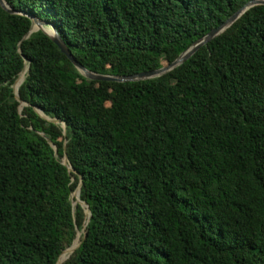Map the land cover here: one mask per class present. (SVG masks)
I'll list each match as a JSON object with an SVG mask.
<instances>
[{
  "label": "trees",
  "instance_id": "1",
  "mask_svg": "<svg viewBox=\"0 0 264 264\" xmlns=\"http://www.w3.org/2000/svg\"><path fill=\"white\" fill-rule=\"evenodd\" d=\"M248 1L5 0L0 264L60 253V264H264V5L140 81L89 80L37 27L24 37L35 16L88 70L131 75L167 65ZM79 175L86 235L60 259L85 221L72 206Z\"/></svg>",
  "mask_w": 264,
  "mask_h": 264
},
{
  "label": "water",
  "instance_id": "2",
  "mask_svg": "<svg viewBox=\"0 0 264 264\" xmlns=\"http://www.w3.org/2000/svg\"><path fill=\"white\" fill-rule=\"evenodd\" d=\"M255 5H264V0H249L247 3H245L243 6H241L237 11H235L233 14H231L221 24H219L215 28L211 29L206 34H204L203 36H201L198 39H196L194 42H192L187 48H185L181 53H179V55L173 61H171L167 65H164L162 67H159V68L153 69V70L137 72V73L131 74V75H108V74H100V73H96V72H92V71L88 70L87 68H85L82 64H80L73 57V55L69 51V48L66 46L64 40L58 34V32L55 29V27L52 24H48V23H46V22H44L42 20L37 19L35 16H29L30 20H31V23H30L29 30L25 34L24 37L26 38L32 33L31 28H32L33 24H36L37 25V30H40L41 32L46 34L52 40V42L55 43V45L58 47L60 52L63 53L70 60V62L80 71V73L84 77L89 79V80H96V81L102 80V81H113V82L140 81V80H146V79L159 77V76L169 72L173 68L177 67L178 65L182 64L200 46L206 44L207 42L212 40L214 37H216L217 35L222 33L234 21H236L240 17V15L243 14L248 8L253 7ZM0 6L4 10L9 12V13H15V11L11 7L8 6V4L5 2V0H0ZM43 25L49 26L51 28L52 33L47 32V30H45L43 28ZM37 30H35V31H37ZM18 51H19V49H18ZM23 59H24V66H23V69L19 72V74L24 70L25 67L27 68V71H28L27 59L25 57H23ZM17 77H16V79H17ZM16 79L12 83L11 87H12V92H13L14 98L19 103L18 111L20 112L22 106L27 104V103L22 101L20 99V97H19L18 87H15ZM35 111L39 114V116L47 119L48 121H51V122L56 123V124H60L61 127H62L63 136L65 137L66 123L64 121H62L60 119H57V118H50V117L46 116L45 114L42 113V111H41V109L39 107H35ZM65 143H66V140L64 139V142H63V156H62L61 162L68 167V170L74 171L72 169L70 163H69V160H68V157H67V154H66V151H65ZM52 147H53V149L55 151V148H56L55 145H52ZM81 184H82V177H81V175H79L78 185H77V187L75 188V190L71 194L72 206L74 207L76 203H79L82 207H84L85 221H84V223L82 225L81 230L80 231L77 230L76 235L78 234V232H80V234H82V238H81V240H79L78 244L73 249V251L80 245L82 239L85 238V235H86L85 225H86V223L88 221V218L90 216V210H89L88 204L85 203L84 201L80 200V198H79ZM60 254H59V256H60ZM59 256H58L57 261H56L55 264H60L61 263V262H59Z\"/></svg>",
  "mask_w": 264,
  "mask_h": 264
},
{
  "label": "bare ground",
  "instance_id": "3",
  "mask_svg": "<svg viewBox=\"0 0 264 264\" xmlns=\"http://www.w3.org/2000/svg\"><path fill=\"white\" fill-rule=\"evenodd\" d=\"M37 27V25H34V27ZM27 68H24V70L19 74L18 78H17V81L15 83V87H18L21 83V81L23 80L24 78V75H25V72H26ZM80 233H78L75 237V241L73 242V244L67 249L64 251V253L61 255L60 259L64 258L67 254H69L77 245V238L79 236Z\"/></svg>",
  "mask_w": 264,
  "mask_h": 264
},
{
  "label": "rangeland",
  "instance_id": "4",
  "mask_svg": "<svg viewBox=\"0 0 264 264\" xmlns=\"http://www.w3.org/2000/svg\"><path fill=\"white\" fill-rule=\"evenodd\" d=\"M34 25H36V24H33V27H32V29H35L36 28V26L34 27ZM43 28L46 30V29H51L49 26H45V25H43ZM37 30V29H36ZM33 32H35V30L33 31ZM47 32H49V33H52V31L51 30H47ZM76 230H78V229H76ZM81 230V229H80ZM79 230V231H80ZM77 233V232H76ZM78 233H80V232H78ZM81 235V234H80ZM75 239V238H74ZM74 241V240H73ZM72 244V243H71ZM67 247H69V246H67ZM67 247H65V248H67ZM64 248V249H65ZM63 249V250H64Z\"/></svg>",
  "mask_w": 264,
  "mask_h": 264
}]
</instances>
